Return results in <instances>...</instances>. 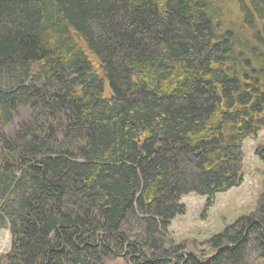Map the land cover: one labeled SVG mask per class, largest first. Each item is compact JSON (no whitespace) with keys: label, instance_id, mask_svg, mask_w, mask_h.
<instances>
[{"label":"trees","instance_id":"obj_1","mask_svg":"<svg viewBox=\"0 0 264 264\" xmlns=\"http://www.w3.org/2000/svg\"><path fill=\"white\" fill-rule=\"evenodd\" d=\"M225 1L0 0V264H264V174L207 252L170 235L264 129V0Z\"/></svg>","mask_w":264,"mask_h":264},{"label":"rangeland","instance_id":"obj_2","mask_svg":"<svg viewBox=\"0 0 264 264\" xmlns=\"http://www.w3.org/2000/svg\"><path fill=\"white\" fill-rule=\"evenodd\" d=\"M226 1L227 3L223 7L227 10L232 8L235 12L234 0ZM25 114V108L21 109L17 121L25 118ZM260 146H264V129L258 134L256 140L247 139L244 141L243 183L227 192L218 194L214 207L205 209L206 199L193 194L182 199L187 211L184 215L177 217L170 227L172 238L184 247L182 254L202 250L207 252L205 243L211 236L221 232L238 217L249 214L255 209L264 174V163L257 155ZM11 241L9 230H1L0 255L10 250ZM126 262L123 257L115 256L108 258L102 264H127Z\"/></svg>","mask_w":264,"mask_h":264}]
</instances>
